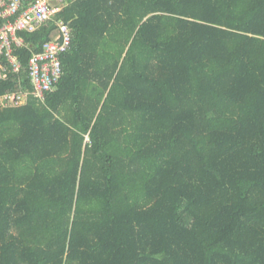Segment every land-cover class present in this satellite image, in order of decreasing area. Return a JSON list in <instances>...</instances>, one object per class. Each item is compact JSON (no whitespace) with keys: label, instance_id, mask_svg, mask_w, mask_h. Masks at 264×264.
<instances>
[{"label":"trees","instance_id":"16d2710c","mask_svg":"<svg viewBox=\"0 0 264 264\" xmlns=\"http://www.w3.org/2000/svg\"><path fill=\"white\" fill-rule=\"evenodd\" d=\"M68 2L45 103L55 24L0 79V264H264V0Z\"/></svg>","mask_w":264,"mask_h":264},{"label":"built area","instance_id":"2783aa9c","mask_svg":"<svg viewBox=\"0 0 264 264\" xmlns=\"http://www.w3.org/2000/svg\"><path fill=\"white\" fill-rule=\"evenodd\" d=\"M69 4L68 0H0V79L22 72V64L14 55V47L25 46L19 33L56 26L51 41L30 58L27 69L32 92L7 94L1 99L4 106H20L30 95L45 103L46 95L56 88L63 76L60 57L70 49L72 41L71 27L56 17Z\"/></svg>","mask_w":264,"mask_h":264}]
</instances>
